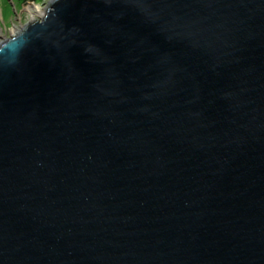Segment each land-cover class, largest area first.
<instances>
[{"label":"water","instance_id":"obj_1","mask_svg":"<svg viewBox=\"0 0 264 264\" xmlns=\"http://www.w3.org/2000/svg\"><path fill=\"white\" fill-rule=\"evenodd\" d=\"M0 264H264V0H51L0 42Z\"/></svg>","mask_w":264,"mask_h":264},{"label":"rangeland","instance_id":"obj_2","mask_svg":"<svg viewBox=\"0 0 264 264\" xmlns=\"http://www.w3.org/2000/svg\"><path fill=\"white\" fill-rule=\"evenodd\" d=\"M51 0H36L35 2L19 3L15 0H0V42L12 37L11 29H21L25 25L40 20L41 16H34L30 21V16L25 10L28 5L45 10Z\"/></svg>","mask_w":264,"mask_h":264},{"label":"bare ground","instance_id":"obj_3","mask_svg":"<svg viewBox=\"0 0 264 264\" xmlns=\"http://www.w3.org/2000/svg\"><path fill=\"white\" fill-rule=\"evenodd\" d=\"M25 10L27 11V13L29 14L30 16V21L34 20V16L37 15V16H43L44 15V11L45 10H40L38 7L36 6H33V5H28L25 7ZM22 29V28H21ZM21 29H14L12 28L10 31H11V34L12 36L15 35L16 33L20 32Z\"/></svg>","mask_w":264,"mask_h":264},{"label":"trees","instance_id":"obj_4","mask_svg":"<svg viewBox=\"0 0 264 264\" xmlns=\"http://www.w3.org/2000/svg\"><path fill=\"white\" fill-rule=\"evenodd\" d=\"M19 3L35 2L36 0H15Z\"/></svg>","mask_w":264,"mask_h":264}]
</instances>
